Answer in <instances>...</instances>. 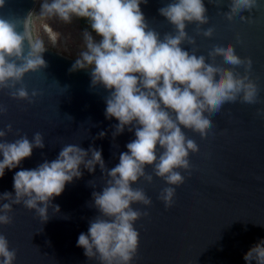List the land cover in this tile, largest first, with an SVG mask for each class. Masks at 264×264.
Here are the masks:
<instances>
[{
  "label": "water",
  "instance_id": "1",
  "mask_svg": "<svg viewBox=\"0 0 264 264\" xmlns=\"http://www.w3.org/2000/svg\"><path fill=\"white\" fill-rule=\"evenodd\" d=\"M36 1L0 0V264H264V0H79L90 67Z\"/></svg>",
  "mask_w": 264,
  "mask_h": 264
},
{
  "label": "rangeland",
  "instance_id": "2",
  "mask_svg": "<svg viewBox=\"0 0 264 264\" xmlns=\"http://www.w3.org/2000/svg\"><path fill=\"white\" fill-rule=\"evenodd\" d=\"M79 0H37L28 20V33L37 50H51L90 67L102 57L100 37L79 26ZM98 59V60H97Z\"/></svg>",
  "mask_w": 264,
  "mask_h": 264
},
{
  "label": "flooded vegetation",
  "instance_id": "3",
  "mask_svg": "<svg viewBox=\"0 0 264 264\" xmlns=\"http://www.w3.org/2000/svg\"><path fill=\"white\" fill-rule=\"evenodd\" d=\"M90 30L92 31V33L100 37V41L102 45V57L107 55L113 45V37H112L110 25L107 24L106 28L99 29L98 27H96L95 23L93 22V27L90 28Z\"/></svg>",
  "mask_w": 264,
  "mask_h": 264
},
{
  "label": "trees",
  "instance_id": "4",
  "mask_svg": "<svg viewBox=\"0 0 264 264\" xmlns=\"http://www.w3.org/2000/svg\"><path fill=\"white\" fill-rule=\"evenodd\" d=\"M77 20H78L79 26L82 28L90 29L93 27V22L87 17L85 12L81 8L79 9L78 14H77ZM94 63L95 61H91V60L88 61V65L90 66Z\"/></svg>",
  "mask_w": 264,
  "mask_h": 264
}]
</instances>
